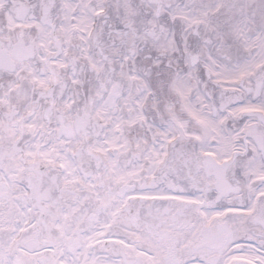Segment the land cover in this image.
Returning <instances> with one entry per match:
<instances>
[{
  "label": "snow or ice",
  "instance_id": "1",
  "mask_svg": "<svg viewBox=\"0 0 264 264\" xmlns=\"http://www.w3.org/2000/svg\"><path fill=\"white\" fill-rule=\"evenodd\" d=\"M0 264H264V0H0Z\"/></svg>",
  "mask_w": 264,
  "mask_h": 264
}]
</instances>
